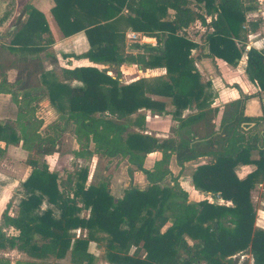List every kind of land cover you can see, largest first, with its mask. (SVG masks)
I'll use <instances>...</instances> for the list:
<instances>
[{"label":"trees","instance_id":"obj_1","mask_svg":"<svg viewBox=\"0 0 264 264\" xmlns=\"http://www.w3.org/2000/svg\"><path fill=\"white\" fill-rule=\"evenodd\" d=\"M52 1L51 14L62 36L83 32L89 49L82 58L104 68H64L59 74L47 70L44 59L55 63L49 52L54 43L50 25L43 12L25 6V19L17 21L8 48L20 57L0 69V93H8L21 108L18 127L9 120L0 124V159L6 145H20L31 171L18 190L17 215L2 214L0 252L14 249L29 258L15 264H96L97 257L88 251L94 243L107 264H235L238 254H249L252 264H264V229L254 227L250 194L255 185L264 184V135L247 140L243 124L252 120L243 116L242 98L224 105L225 116L215 130L219 109L205 100L206 84L191 58L197 45L188 35L195 22L210 28L205 36L209 56L236 63L241 53L234 39L244 22V0ZM7 18L5 13L0 23ZM128 30L155 39V45L134 43L133 48L142 52L125 53ZM18 62L24 75L22 83L16 82L20 96L5 78V71ZM246 63L248 77L264 91V56L250 49ZM123 64L164 69L165 76L123 84ZM112 71L117 75L108 74ZM42 89L45 94L37 95ZM149 93L171 98V117L177 123L174 138L159 140L141 133L144 116L131 119L141 110L167 114L165 104L152 100ZM45 98L74 125L76 157L126 159L130 180L121 198L111 195L107 178L87 185L86 168L59 180L39 163L42 144H53V139L38 133L41 121H35L32 102ZM193 106L196 112L183 117ZM132 128L139 131H129ZM253 150H258L257 159H251ZM154 152L160 159L147 170L144 160ZM203 156L211 159L193 172V188L218 195L228 205L210 199L188 201L177 176L167 168L170 159L181 167ZM238 164L255 169L239 179L234 171ZM130 166L145 175V189L132 187ZM166 178L170 186L162 185ZM4 228L15 234L7 235ZM75 230L80 231L78 237ZM66 257L68 263H61Z\"/></svg>","mask_w":264,"mask_h":264},{"label":"crops","instance_id":"obj_2","mask_svg":"<svg viewBox=\"0 0 264 264\" xmlns=\"http://www.w3.org/2000/svg\"><path fill=\"white\" fill-rule=\"evenodd\" d=\"M35 8H38V10H40L44 14L46 12V8H43V6ZM49 8L50 7H48V9ZM244 9L246 10L244 14V22L240 30L238 31L237 38L234 39L235 45L241 53V57L240 60H238L232 65L227 64L226 62L218 58H213L209 56L208 49L205 44V36L211 32L210 28H206L205 26H202L199 22H195L193 32H189L188 35L190 40L197 45V48L194 49L191 53V58L193 59L194 66L201 77V83L206 84V87L204 89L205 100L206 102L211 103V107L219 109L215 119L213 120L215 130L219 128L220 122L225 116L224 105L242 98L244 99L242 108L243 116L253 121L246 122L243 124L245 136L247 137V140L250 141L251 138L254 136L258 138L259 135H264V91H262L257 85V83L252 81L246 73V58L248 50L254 49L264 56V0H244ZM169 14H172V12L169 11ZM209 19V17H206L207 21H209ZM48 23L50 25V29L54 37V43L52 46H50L49 52L52 53V55L54 56L55 63L49 62L47 61V59H44L45 53H41L40 57L41 55H43L42 59L45 60V66L47 70L52 71V66H54L55 64L59 65L61 69L87 66H93L99 69L104 68V66L102 65L91 63L87 59L82 58V55H84L89 49L88 43L85 39L83 32H79L70 37H63L58 31H56L57 29L55 27L54 30L52 29L53 27L51 26L49 20ZM155 43V39L145 37V40L143 41V43H140V45L147 44L154 46ZM125 46L127 47L124 48L125 53L136 54L142 52L141 50L134 49L133 47L129 50V45ZM128 70L131 73H128ZM108 74L111 75V72H108ZM119 75L120 81H123L128 77L132 78L129 82L136 81L141 78L153 80L157 77H164L165 70H141L135 65L123 64L120 67ZM129 82L121 83L126 84ZM148 96L152 100L163 102L165 104L167 114H153L149 111L141 110L137 114L131 116V119H135L138 115L144 116L145 122L141 133L150 135L159 140L174 138L177 123L171 117V112L173 111V107L171 105V98L160 96L154 93H149ZM48 105L50 104L48 103ZM195 112L196 109L193 106L192 109L183 112L182 116L185 117L189 114H194ZM170 128L173 129L174 133H169ZM134 129L136 131H139L136 128ZM0 146L3 147L4 145L0 144ZM7 146L9 147V145H6L4 149H6ZM15 147L21 146L18 145ZM151 156L155 157L154 160L150 162L149 159L151 158ZM250 156L251 159H257L258 150L251 151ZM93 158L97 160L96 155H93ZM159 159V152L151 153L146 156L143 167L147 170H151L154 165V162L158 161ZM210 159L211 156L199 157L195 160L184 163L181 167L175 161L170 159L167 168L174 177L177 176L176 181L179 187L187 194L188 201L199 202L201 200L210 199L213 203L228 205V202L221 200L218 195H214L208 192L197 191L192 186L191 177L193 172L198 166L204 165L209 162ZM127 167H129L128 163L127 166H125V173H127ZM254 169L255 167L253 165L238 164L235 167L234 171L237 178L242 179L246 177L249 173H251ZM29 174L27 175V177L29 176ZM90 174L91 172L88 170L87 185L99 181L98 178L96 180H93ZM120 174L121 171L119 172L115 170L113 171V175L108 177L109 190L111 195L115 199L121 198L123 196L124 191L128 189L129 186L130 179L126 176L127 174L125 176H122ZM27 177H25V179L20 180L19 185L23 183ZM131 180L133 188L143 190L148 186V182L146 180L145 175L143 173L141 174V172L139 171H133ZM165 180H167L168 185L164 186H170L171 183L168 178H166ZM165 180L163 181V183L165 182ZM255 188L260 189V197L263 198L264 184L261 182L255 185L253 189ZM16 190L18 191L19 189ZM261 203L264 205V199ZM9 215L14 217L17 215V213L16 215ZM258 221L261 224V229H264V206L261 207V209L258 211ZM3 232L7 235L15 234L11 228H4ZM91 244L92 243L89 244V247ZM89 247L88 251L95 257H98L97 254L93 252ZM0 255L3 256L4 262H9L10 264H15L18 261L29 260V258L25 254L9 248L4 251H1ZM14 255H17V259L15 261L13 260ZM244 256L248 258V261L250 260L249 256ZM249 262L251 264V261Z\"/></svg>","mask_w":264,"mask_h":264},{"label":"rangeland","instance_id":"obj_3","mask_svg":"<svg viewBox=\"0 0 264 264\" xmlns=\"http://www.w3.org/2000/svg\"><path fill=\"white\" fill-rule=\"evenodd\" d=\"M26 5H32L34 7L43 6V8H46L45 16L47 21L49 20L53 30L56 28V31L61 34L51 14L50 9L53 5L52 0H0V19L5 13H8L7 20L2 24L0 23V69H5L11 61H15L16 59L18 60V57H20L19 52H11V50H8V48L11 47L10 41L15 33L14 27L17 21L19 19L24 21L25 19L26 15L24 13V8ZM48 7L50 8L48 9ZM125 12L128 13V11ZM128 32L134 31L128 30L125 33L124 48L126 47L125 45H129L128 49L130 50L135 42H131L127 39L126 34ZM41 58H43V55H41ZM22 67V64L18 62L15 68L5 71V78L10 84H12V86H14V90H17L16 92L19 96L22 93V91L19 90L20 83L24 81ZM52 68V71L56 72L57 74L60 73L61 67L59 65L55 64L52 66ZM128 73L131 72L128 70ZM111 75L116 76L117 73L112 71ZM131 79L132 78L128 77L121 82H129ZM17 81H20V83L16 84ZM44 94V90L42 89L37 95L43 96ZM0 97V123H4V121L9 120L12 123H15V126L18 127L16 118L17 114L21 111L20 106L15 105L11 101L10 95L8 93H0ZM48 103L49 101L47 98L41 101L32 102V105L35 107V121H41V127L38 129V133L43 138L51 137L53 139V144L50 142H44L42 144V152L38 154V160L40 164L46 165L49 171L55 172L58 175L59 180H64L68 173H72L73 171L81 168L88 169L91 172L90 175L93 180H96L97 178L99 180H104L105 178L108 179V177L113 175V171L115 170L119 172L121 171L120 175L122 176L127 174L124 171L125 166H127L128 163L126 159H121L120 157H114L110 159L97 156V160H95L93 156L85 158L76 157L75 152L79 150V144L76 137L74 136V125L64 120V118L60 116V114L57 113L51 105H48ZM132 130L136 131L134 128L130 129L129 131ZM169 133H174L172 128H170ZM90 149H92V146ZM154 157L155 156H151L149 159L150 162L154 160ZM26 158L27 152L21 147L9 145V147L7 146L5 149L3 157L0 159V219L4 212H8L11 215H16L17 213V202L19 195L17 194L18 191L16 189H20V180L25 179L30 171L29 166H27L25 163ZM130 167H132V173L133 171H138L134 166ZM126 176L129 178L128 174ZM162 185H168L167 180H165ZM260 196V189L255 188L251 190V203L256 215L254 227L257 229L262 228L258 221V211L264 206L261 203L264 197L261 198ZM81 215L86 217L87 212L83 211L81 212ZM89 248L98 256V261L96 264L106 263L102 260L103 252L99 251L94 243H92ZM240 255L241 254L234 256L235 258L233 259L235 264H250L249 261H251L252 264L249 254H244L250 257L249 261L246 256L244 260H242ZM16 259L17 255H14L13 260L15 261ZM3 260V256L0 255V263L4 262ZM49 261L54 262L52 259ZM61 263H68V257L62 260Z\"/></svg>","mask_w":264,"mask_h":264},{"label":"built area","instance_id":"obj_4","mask_svg":"<svg viewBox=\"0 0 264 264\" xmlns=\"http://www.w3.org/2000/svg\"><path fill=\"white\" fill-rule=\"evenodd\" d=\"M126 37L129 41L131 42H135L137 44L143 43V41L145 40V36L139 34V33H135V32H128L126 34ZM76 237H78L80 235V231L79 230H75L74 231ZM238 256V255H237ZM244 255H241L240 258L244 259Z\"/></svg>","mask_w":264,"mask_h":264}]
</instances>
